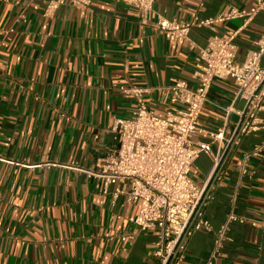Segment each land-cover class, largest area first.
I'll return each instance as SVG.
<instances>
[{"label": "crops", "instance_id": "obj_1", "mask_svg": "<svg viewBox=\"0 0 264 264\" xmlns=\"http://www.w3.org/2000/svg\"><path fill=\"white\" fill-rule=\"evenodd\" d=\"M49 1L0 0V264H160L157 231L121 242L119 235L136 232V206L99 193L86 170L114 143L116 119L136 108L126 89H143L149 108L164 112L170 85L193 81L199 55L189 42L205 47L212 34L237 31L242 61L264 34V10L247 22L193 26L189 40L173 51L155 29L154 13L143 22L117 0H91L88 8L66 0L46 16ZM255 1L155 0L153 8L167 19L193 22ZM234 92L230 79L213 82L201 114L203 132L193 142L211 141ZM258 116L259 129L227 154L226 174L210 188L206 217L213 230L230 212L247 220L229 224L218 264H264V232L248 221L264 219V159L251 158L247 174L239 176L244 153L264 140V110ZM237 119L230 113L226 135ZM212 172L211 156L200 154L190 176L202 187ZM213 240V231L195 232L179 264L205 260Z\"/></svg>", "mask_w": 264, "mask_h": 264}, {"label": "built area", "instance_id": "obj_2", "mask_svg": "<svg viewBox=\"0 0 264 264\" xmlns=\"http://www.w3.org/2000/svg\"><path fill=\"white\" fill-rule=\"evenodd\" d=\"M66 0H50L45 15H51ZM74 7L88 8L91 0H68ZM138 12L143 22L155 14L154 27L170 42L174 51L193 26L211 27L215 22L241 18L245 22L264 10V0H256L248 8H228L215 19L181 22L156 14L155 0H117ZM237 31L227 37L212 34L205 47L189 42L197 50L199 61L193 72L192 83L174 81L169 103L164 112L149 108L142 98L143 89H126L134 95L136 108L128 117L117 118L111 132L114 143L86 170L93 178L95 189L109 195L115 203L120 198L127 205L136 206L132 223L136 232L119 235L129 243L136 233L157 231L154 255L160 264H179L185 256L189 238L197 231L214 232L212 249L199 264H218L220 251L231 222L247 221L230 212L225 222L213 230L206 217V206L211 198L212 184L226 174V156L239 144L242 137L259 129V112L264 110V34L255 42L244 60H238L234 42ZM230 79L234 97L225 109L223 125L211 133L210 142H193L191 137L203 132L201 114L209 101L215 80ZM242 108H235L237 102ZM235 113L237 121L228 135V116ZM215 145V150L212 145ZM200 154H208L213 161V172L205 186H197L190 176L191 168ZM251 158L264 159V140L244 153L239 176L247 174L246 164ZM236 193L231 197L234 205ZM252 226L262 221L248 220ZM109 237V234H106ZM110 238V237H109Z\"/></svg>", "mask_w": 264, "mask_h": 264}]
</instances>
